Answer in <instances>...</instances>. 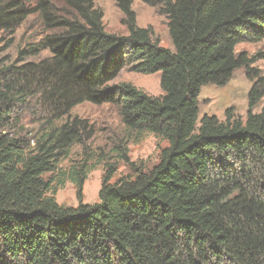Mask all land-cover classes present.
Segmentation results:
<instances>
[{
  "label": "trees",
  "instance_id": "16d2710c",
  "mask_svg": "<svg viewBox=\"0 0 264 264\" xmlns=\"http://www.w3.org/2000/svg\"><path fill=\"white\" fill-rule=\"evenodd\" d=\"M115 1L127 37L106 31L94 0H0V34L31 16L44 30L0 67V264H264V47L237 51L264 45V0H140L166 18L174 50L137 25L135 0ZM124 67L160 73L163 94L112 84ZM239 69L253 83L246 118L200 119L202 88ZM86 103L168 143L149 171L111 182L107 170L92 205L90 159L59 168L96 133L72 114ZM66 182L77 207L56 200Z\"/></svg>",
  "mask_w": 264,
  "mask_h": 264
},
{
  "label": "rangeland",
  "instance_id": "374dc122",
  "mask_svg": "<svg viewBox=\"0 0 264 264\" xmlns=\"http://www.w3.org/2000/svg\"><path fill=\"white\" fill-rule=\"evenodd\" d=\"M96 7L104 14L103 23L110 34L128 36L126 27L122 24L123 15L118 9L115 0H94ZM136 14V22L140 28H151L154 39L159 40L160 46L174 50L168 28L167 20L161 16L156 8L150 7L140 0H135L132 6ZM44 30L37 19L31 16L15 34L10 37L0 34V67L13 63L21 50L29 45L39 42ZM264 47L263 44L244 43L237 47L238 52H248L254 56ZM48 55L43 52L40 59ZM33 60L29 58V61ZM264 76V62L258 61L255 65ZM160 73L144 75L124 67L112 84H130L149 96L159 97L163 94L160 86ZM253 83L247 78L244 69L237 70L231 80L224 86L210 85L202 88L199 97V117L216 116L225 120V113L234 108L237 115L245 119L248 112V97ZM264 107V98L256 107L254 113H260ZM73 116L85 119L95 127L94 137L84 146H75L69 158L59 165L60 170L68 171L76 166L86 163L95 166L91 169L84 185V204H95L99 201V192L103 177L108 170L114 173L111 182L120 177L135 175L137 170L149 171L156 166L163 149L168 143L152 134L136 135L124 130L114 106L92 105L89 103L76 107ZM101 161L100 165L95 163ZM58 204L65 207H77L79 202L76 196V187L66 182L56 194Z\"/></svg>",
  "mask_w": 264,
  "mask_h": 264
}]
</instances>
